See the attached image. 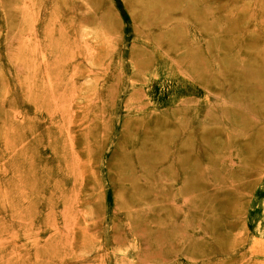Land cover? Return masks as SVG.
Masks as SVG:
<instances>
[{
	"label": "rangeland",
	"instance_id": "rangeland-1",
	"mask_svg": "<svg viewBox=\"0 0 264 264\" xmlns=\"http://www.w3.org/2000/svg\"><path fill=\"white\" fill-rule=\"evenodd\" d=\"M0 264H264V0H0Z\"/></svg>",
	"mask_w": 264,
	"mask_h": 264
}]
</instances>
